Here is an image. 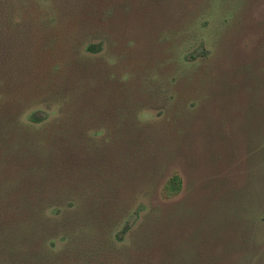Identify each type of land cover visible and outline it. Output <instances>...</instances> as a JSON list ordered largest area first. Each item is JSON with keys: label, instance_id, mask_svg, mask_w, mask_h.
<instances>
[{"label": "trees", "instance_id": "1", "mask_svg": "<svg viewBox=\"0 0 264 264\" xmlns=\"http://www.w3.org/2000/svg\"><path fill=\"white\" fill-rule=\"evenodd\" d=\"M57 1L8 0L0 9V264H134L185 212L144 204L156 191L166 128L142 123L140 96L121 94L92 64L101 41L91 31L106 32L104 8L129 11L133 2L72 0L82 15L71 21V6ZM183 187L175 171L161 197Z\"/></svg>", "mask_w": 264, "mask_h": 264}, {"label": "rangeland", "instance_id": "2", "mask_svg": "<svg viewBox=\"0 0 264 264\" xmlns=\"http://www.w3.org/2000/svg\"><path fill=\"white\" fill-rule=\"evenodd\" d=\"M69 1L57 9L71 6L68 19L81 18ZM131 2L129 11L104 8L107 33L91 31L101 41L92 64L105 68L104 80H117L121 94L140 96L142 123L166 128L156 191L143 202L181 208L185 219L158 232L166 242L152 255L143 250L130 262L201 264L210 256L207 264H264V0ZM175 171L183 190L162 198Z\"/></svg>", "mask_w": 264, "mask_h": 264}]
</instances>
